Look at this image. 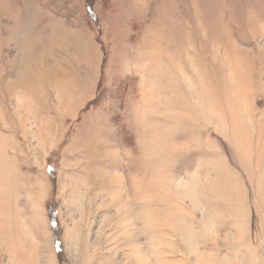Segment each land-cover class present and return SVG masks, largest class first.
<instances>
[{"label": "rangeland", "instance_id": "374dc122", "mask_svg": "<svg viewBox=\"0 0 264 264\" xmlns=\"http://www.w3.org/2000/svg\"><path fill=\"white\" fill-rule=\"evenodd\" d=\"M0 264H264V0H0Z\"/></svg>", "mask_w": 264, "mask_h": 264}]
</instances>
